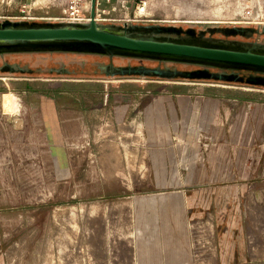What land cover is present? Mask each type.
<instances>
[{
    "label": "rangeland",
    "instance_id": "obj_1",
    "mask_svg": "<svg viewBox=\"0 0 264 264\" xmlns=\"http://www.w3.org/2000/svg\"><path fill=\"white\" fill-rule=\"evenodd\" d=\"M74 6L0 0V19L59 21ZM97 16L196 29L262 26L264 0H97ZM5 61L42 71L2 70ZM108 61L61 51L0 55V264H228L234 254L217 262L204 221L228 203L224 167H264V87L107 75L97 64ZM61 65L73 72L49 71ZM6 92L15 95L12 110ZM161 93L188 101L168 135L150 138L145 107Z\"/></svg>",
    "mask_w": 264,
    "mask_h": 264
},
{
    "label": "water",
    "instance_id": "obj_2",
    "mask_svg": "<svg viewBox=\"0 0 264 264\" xmlns=\"http://www.w3.org/2000/svg\"><path fill=\"white\" fill-rule=\"evenodd\" d=\"M96 2L92 0L88 21H28L0 19V55L14 52H74L106 55L111 59L101 66L107 75H143L164 79H215L244 82L264 87V43L259 41H172L170 36L155 39L156 32H171L176 25L153 24L151 28L115 23H101L96 19ZM224 31L225 34H244ZM135 57L164 62L165 66L145 64L117 65L113 58ZM185 63L197 65L181 69L169 65ZM212 68H218L213 70ZM2 70L36 72L29 65L5 61ZM73 72L65 65L49 71ZM241 70H250L242 74Z\"/></svg>",
    "mask_w": 264,
    "mask_h": 264
},
{
    "label": "crops",
    "instance_id": "obj_3",
    "mask_svg": "<svg viewBox=\"0 0 264 264\" xmlns=\"http://www.w3.org/2000/svg\"><path fill=\"white\" fill-rule=\"evenodd\" d=\"M150 101L145 107L144 116L150 138L162 132L168 135L183 115L188 98L179 99L173 93H161ZM222 174L224 176L220 184L228 203L222 212L217 208L211 209L208 219L204 221L210 222L208 230L213 231L215 236L217 262H222L220 253H230L234 257L223 262L264 264V167H224ZM216 184H210V187L221 186ZM222 229L231 232L224 233L221 238L219 231ZM232 231H238L239 236Z\"/></svg>",
    "mask_w": 264,
    "mask_h": 264
},
{
    "label": "flooded vegetation",
    "instance_id": "obj_4",
    "mask_svg": "<svg viewBox=\"0 0 264 264\" xmlns=\"http://www.w3.org/2000/svg\"><path fill=\"white\" fill-rule=\"evenodd\" d=\"M155 23H143V24H138V27L144 29V28H151V26ZM125 25V24H121ZM129 25H134V24H129ZM241 28L244 29V34H225L224 31H240ZM156 36L154 37L155 39H163L160 37H165V36H170L172 41H210V40H225V41H231V40H237V41H259L264 43V38L261 36L264 35V25L258 26V25H222V26H210L208 28H200L196 29L194 27H176L173 29L171 32H156L154 33ZM166 38V37H165ZM99 55V54H98ZM104 57H108L106 55H101ZM115 57H120V56H115ZM114 57V58H115ZM109 58V57H108ZM113 58V61H114ZM128 59L127 64H133L131 61L133 59H139L135 57H123ZM139 60H149V59H139ZM154 61V60H150ZM111 62V59L109 58V61L107 63H100L97 64L98 68L101 70V66L108 64ZM154 62L157 63V65L165 66L164 62H160L155 60ZM142 64V63H138ZM120 65V64H117ZM126 65V64H122ZM136 65V64H133ZM146 65V64H145ZM156 65V66H157ZM151 66V65H148ZM194 68H197L199 66L197 65H192ZM213 70H218V68H212ZM242 74H250V70H241L240 71Z\"/></svg>",
    "mask_w": 264,
    "mask_h": 264
},
{
    "label": "built area",
    "instance_id": "obj_5",
    "mask_svg": "<svg viewBox=\"0 0 264 264\" xmlns=\"http://www.w3.org/2000/svg\"><path fill=\"white\" fill-rule=\"evenodd\" d=\"M74 1L76 3V6L78 8H74L77 9L76 12H72L73 15L71 16H67V17H63V20H68V21H79V22H83V21H88L90 20V16H83L79 13V10H90L91 12V5H92V0H71ZM77 13V14H76ZM98 18V16L96 17ZM99 20V18H98Z\"/></svg>",
    "mask_w": 264,
    "mask_h": 264
},
{
    "label": "bare ground",
    "instance_id": "obj_6",
    "mask_svg": "<svg viewBox=\"0 0 264 264\" xmlns=\"http://www.w3.org/2000/svg\"><path fill=\"white\" fill-rule=\"evenodd\" d=\"M218 14L224 15L222 11H219ZM98 20V18H96ZM4 108L6 110H12L15 106V95L13 93L6 92L4 93V99H3Z\"/></svg>",
    "mask_w": 264,
    "mask_h": 264
}]
</instances>
